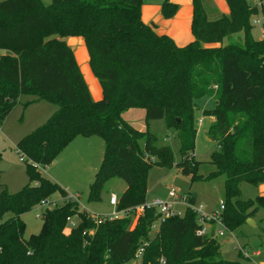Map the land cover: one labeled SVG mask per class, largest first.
Instances as JSON below:
<instances>
[{"label": "trees", "instance_id": "obj_1", "mask_svg": "<svg viewBox=\"0 0 264 264\" xmlns=\"http://www.w3.org/2000/svg\"><path fill=\"white\" fill-rule=\"evenodd\" d=\"M223 1L228 14L208 20L201 0H193L194 40L177 47L141 21L143 0H51L49 5L0 0V125L22 97L32 98L23 107L39 102L55 107L15 146L27 184L15 194L0 190V264H130L143 245L140 264H238L222 259L213 231L196 235L199 225L189 208L160 223L152 236L158 219L153 209H145L131 229L130 216L96 224L78 211L75 201H66L45 209L38 234L27 239L20 218L55 193L65 197L37 169L51 164L76 137L93 136L103 141L104 151L88 203L100 200L109 180L119 179L126 188L116 210L142 205L148 172L157 166L176 167L191 182L223 176L220 221L228 231L264 207V197L237 198L240 184L264 183V38H252L250 23L251 17H264V0L260 7L245 0ZM173 12L174 5L165 1L163 16L170 18ZM239 34L241 45L223 44ZM66 37L84 41L89 68L101 88L97 102ZM209 95L215 105L201 114L214 120L206 135L215 144L209 154L215 170L203 177L193 155L194 111L195 101ZM129 109L143 110L146 126L162 121L175 132L178 161L169 147L156 146L148 130L123 121ZM72 217L75 226L65 234Z\"/></svg>", "mask_w": 264, "mask_h": 264}, {"label": "rangeland", "instance_id": "obj_2", "mask_svg": "<svg viewBox=\"0 0 264 264\" xmlns=\"http://www.w3.org/2000/svg\"><path fill=\"white\" fill-rule=\"evenodd\" d=\"M41 2L44 5H49L51 0H41ZM203 2L204 12L208 20L218 18L214 15V11L208 9L211 0H203ZM253 3L259 2L254 0ZM253 3L248 4L252 6ZM216 11L219 12L218 8ZM250 23L252 25V38L255 40L263 39L264 17L260 15L251 17ZM71 38L79 37H66L63 40L67 43ZM241 42L242 35L239 34L231 39H225L223 44L241 45ZM79 57L85 60L83 51L79 54ZM93 79L96 80L94 77ZM31 99L30 97H22L20 104L0 125V190L6 189L10 194L19 192L27 184L25 166L15 148L17 142L43 124L51 111L55 110L54 106L44 102L37 105L30 104L22 108V104ZM195 105L197 106L194 111L196 137L193 155L195 160L200 163L198 174L206 177L215 170L209 164V154L215 148V144L206 135L210 122L208 119L203 118L201 110L212 109L215 101L213 96L209 95L196 100ZM135 121L141 132L148 130L156 137L157 147H169L175 161L179 160L178 141L173 130L167 129L162 121H153L148 126L140 118ZM103 151L104 144L100 138L95 136L90 138L76 137L51 164L40 170L37 169L43 178L62 189L65 192V197L63 198L59 193H55L46 199L49 203L45 207L36 205L29 212L20 216L25 223L24 239H27L30 235L38 234L42 225V213L45 209L60 206L66 201H75L78 205V211L84 212L90 217H111L113 215L115 207L109 204V197L110 194L119 197L123 193L126 188L123 181L119 179L109 180L103 187L99 201L91 203L87 201L89 187L93 182L95 172L100 166ZM146 186L145 203H151L154 200L167 201L170 189L175 191L178 198L189 197L190 204L205 214L218 212L220 202L224 203L223 176L211 181L191 182L190 177L182 175L180 169L176 167L166 170L162 167L153 166L148 172ZM255 187L246 183L240 184L237 198L240 201L255 200L258 196ZM69 196H72V198H69ZM185 207L186 205L178 204L173 206V210L180 215L184 212ZM117 212V218H121L120 211ZM9 216H11L10 213L6 214L4 218ZM71 219L74 222L76 221L75 217ZM251 221L254 226L244 223L233 231L224 229L222 236L215 234V240L220 246L223 260L237 262L238 264H259V262L264 261V207L257 209L254 215L251 216ZM133 224L131 223V229ZM219 229L218 226L215 227V231H219ZM154 233H156V227L151 230L150 235L152 236ZM256 252L260 256H255ZM130 264L138 263L132 262Z\"/></svg>", "mask_w": 264, "mask_h": 264}, {"label": "crops", "instance_id": "obj_3", "mask_svg": "<svg viewBox=\"0 0 264 264\" xmlns=\"http://www.w3.org/2000/svg\"><path fill=\"white\" fill-rule=\"evenodd\" d=\"M165 1H168L169 3L174 5V12L170 18H165L162 13V4ZM192 3L193 0H143V5L140 9V19L145 25L152 26L153 30L157 34L166 35L167 37H169L177 47H184L194 40V37L191 32V22L193 15ZM201 3L204 10L203 0H201ZM225 5L226 4L223 0H211L210 4L208 5V9L214 11V15L219 17L221 15L228 14V8L227 5L226 7ZM217 8L219 12L216 11ZM66 44L73 52L74 59L79 67L83 79L85 76L84 81L88 87L92 100L95 102L99 101L102 97L101 88L98 81L93 79L94 76L92 75L91 70L89 68V57L85 48L84 41L81 38H71ZM82 51L84 52L85 60L82 57H79V54L82 53ZM88 83L90 86L88 85ZM39 103H33V105H37ZM22 108L24 107L22 106ZM53 112L54 111H51L50 115ZM121 117L123 121H125L134 129L136 128V130L138 129V131L141 130L140 128H137L135 120L137 118H140L144 122L143 110L129 109L125 111ZM203 118L208 119L210 125L214 121L211 117ZM255 188L258 195L257 197H264V183L257 185ZM188 200L191 203L189 197ZM215 227L216 226H211L209 230L214 232ZM255 256L260 255L258 252H256ZM259 264H264V261L259 262Z\"/></svg>", "mask_w": 264, "mask_h": 264}, {"label": "built area", "instance_id": "obj_4", "mask_svg": "<svg viewBox=\"0 0 264 264\" xmlns=\"http://www.w3.org/2000/svg\"><path fill=\"white\" fill-rule=\"evenodd\" d=\"M245 1L248 3L254 2V0H245ZM258 2L259 3H253L252 7H260V5H261L260 0H258ZM69 198H72V196H69ZM48 203H49V201L42 200L39 202L38 205L40 207H45ZM117 203H118V197L115 194H110L109 204L111 206L115 207V211H114L113 215L111 217L91 216V218L95 221L96 224H100L101 222L104 221L105 218H107L109 220L116 219L117 214H118V212L116 211ZM178 204L186 205L185 209L189 208L196 215L197 223L199 225V228L196 230L197 236H202V235L210 233L211 231L209 230V228L211 226H218L220 228L219 231L213 232V238H215V234H217L218 236L223 235V230L226 229L224 227V225L222 224V222L220 221V213L224 210L223 203H220L218 212L205 214L201 210L195 209L193 207V205L190 204L187 196H183L181 198L176 197L175 191L173 189L169 190L167 201L154 200L151 203H143L142 205H139V206L127 209V210H122V211H120V213H121L122 217L130 216L132 219V224L134 221V224H133V226H134L136 224L138 216L140 214H142L145 209H153L158 214V219L153 224L152 229L156 227V231H157L160 223L164 222V220L168 219L169 217H172L175 215H177L179 217L183 216L185 210L180 215L178 212H175L173 210V206L178 205ZM66 221H67V225H66V228L64 231H66L67 233H65V232L64 233L68 234L70 229L75 226V222L70 218H68ZM143 247H144V245L137 250L132 262L140 264V259H141L142 253H143Z\"/></svg>", "mask_w": 264, "mask_h": 264}, {"label": "water", "instance_id": "obj_5", "mask_svg": "<svg viewBox=\"0 0 264 264\" xmlns=\"http://www.w3.org/2000/svg\"><path fill=\"white\" fill-rule=\"evenodd\" d=\"M245 223L254 226V224L252 223L251 219H249V218L246 219Z\"/></svg>", "mask_w": 264, "mask_h": 264}]
</instances>
